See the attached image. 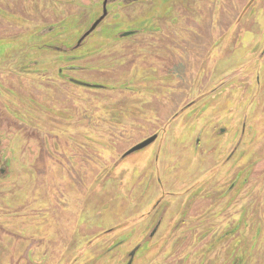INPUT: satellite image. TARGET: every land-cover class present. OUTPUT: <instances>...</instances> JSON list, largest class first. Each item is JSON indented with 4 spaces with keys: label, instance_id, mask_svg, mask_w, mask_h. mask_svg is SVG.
Returning <instances> with one entry per match:
<instances>
[{
    "label": "rangeland",
    "instance_id": "obj_1",
    "mask_svg": "<svg viewBox=\"0 0 264 264\" xmlns=\"http://www.w3.org/2000/svg\"><path fill=\"white\" fill-rule=\"evenodd\" d=\"M1 5L0 264H126L136 246L132 264H232L247 247L246 264H264V236H249L258 226L264 233V160L254 161L249 183L231 201L220 198L211 209L209 190L194 200L188 188L196 171L192 140L212 133L215 109L201 116L204 125L185 115L182 129L178 115L204 102L203 89L216 83V109L232 110L228 124L243 114L249 122L253 112L256 130L264 125V111L251 106L254 100L264 106V89L254 88L248 99L242 94L253 76L264 82V0L122 7L103 27L131 23L140 33L107 43L102 32L98 42L70 50L88 54L73 61L83 67L73 75L90 87L57 77L69 46L57 47L78 36L98 8L58 0ZM49 25L55 48L48 50L37 38ZM154 134L155 142L124 156ZM259 134L249 140L253 151L264 149ZM239 136L236 130L233 140Z\"/></svg>",
    "mask_w": 264,
    "mask_h": 264
},
{
    "label": "flooded vegetation",
    "instance_id": "obj_2",
    "mask_svg": "<svg viewBox=\"0 0 264 264\" xmlns=\"http://www.w3.org/2000/svg\"><path fill=\"white\" fill-rule=\"evenodd\" d=\"M58 1H60L61 3H66V4H72L73 2L74 3L75 2H83V3L87 2L88 4H91L90 6L98 8L96 13L98 11L99 13L94 15L93 19L90 22H88V25L78 34V36H73L71 33L70 37H64L63 39H60L63 41L61 42V45L57 47V49H60L61 47H64V46H69V47L64 48L65 51H67L66 52L67 54L63 57L64 60L62 59V57L56 56L57 59L68 62L67 64H64L63 67H60L58 69V71L56 72L57 77L61 78L62 81L65 82L68 86L76 84L80 86L90 87V85H94V84H89L87 82H84L82 79L76 78L73 75L74 71L83 69V67L73 64V61L78 60L79 58L83 59L88 54L70 55L69 54L70 50L73 51L74 47L79 48L81 46L87 45L86 44L87 41H97L98 42L99 40L98 36L102 32H105L104 34L105 37L101 40V42H107V43H112L113 40H122L126 37L131 38L132 35H136L140 33V31L142 30L140 28H129V27H133V26H130L131 23L127 24V26L124 29H120L118 27L119 22L117 21L115 22L111 21L105 27H103V24L105 23V20L109 15L113 14L114 17H118L119 9H121L122 7H130L139 1H145V0H58ZM152 1L154 2V0ZM3 2L4 0L0 1V9L2 11H5L4 8L6 7L1 5L3 4ZM4 13L6 15H11L13 17L17 16V18L20 16L19 14L17 15L15 13L10 14L8 11ZM99 19L101 20L98 23H96ZM50 26L51 25L45 26L44 28L40 29L38 32H40L42 35L37 38V40L39 41H41V39L46 40L44 42V45L48 50L55 48V46H53V43H55L54 38L50 40V38L48 37L49 34H53L54 32L53 29H55V27L53 28L52 26L51 27ZM246 30L247 28L244 29V32H246ZM107 32H109L110 34H108ZM260 54L261 55L264 54V49L261 51ZM53 57L55 56L53 55ZM35 62H37V60ZM250 73L252 72L250 71ZM262 80H263L262 77L256 76L255 78L253 76L251 81L248 80L244 82L245 86H244V89L242 90V94L244 93V97L246 99L251 97V92L254 88L260 87L264 89V84H262L264 82ZM233 88L234 87H232V89H226L225 91L233 90ZM219 89L220 87L217 86L216 83L208 86L207 88H204L202 95H200V98L198 99V101L201 99L205 100L204 102L201 100L202 101L201 104L193 108L190 107L189 105L186 107L184 106L183 108H181V111L178 113V115L182 114L181 115V118H182L181 119V129H182L185 126V122L183 121V118L185 117V115H188L190 113L189 116H191L196 122L200 123L201 125H204L209 122L206 120L202 121L204 117L201 118V116L203 114H211L212 110L215 109L212 114L214 116L211 119V122L213 123L212 133L209 135H203V136L195 135V139L192 140L193 141L192 143L193 153L192 154L194 156L191 153L190 155L193 158L196 157L195 161L192 160L194 161V164L196 165L195 166L196 171L194 173L195 181L193 179L190 187L188 188V191L193 190V197L191 198H193L194 200H195V196L198 193L209 190L208 196L210 198L212 197V199L210 200V202H212L211 209H215L216 206L221 204L220 198H223V197L226 198V197L231 196L229 199L231 201V198L233 197L232 196L233 193L239 192L246 186L247 183H249L251 174L252 173L254 174L253 172L254 168L256 169V166H254L255 164L254 161H258L257 159H260V158L262 159V161L264 160L263 158L264 149L263 148L262 149L259 148L258 150L253 151L248 146L251 136L253 134L256 135L257 131L259 132V130H260L259 135L261 137L262 135L261 133L264 132V125H260L259 123H256V124H259V128L256 130L253 112H251V114L249 115V118H250L249 122L246 120L245 114H243L242 118H239V119L237 118L235 119L236 121L234 123L228 124L227 119H228V116L232 114V110L231 112H226L225 109L224 110L216 109V106H219L218 92H217V90ZM239 98H241V96ZM260 103H261L260 101L254 100L251 105V106L256 105L257 110H255L254 112L257 114H258V111H264V106ZM247 104L249 105L248 101H247ZM197 110H198V114H196ZM221 111H223V113ZM261 118H264V117H261ZM198 130L204 132L205 128H202L200 126ZM236 130H239V135L242 136V139L240 141H239L240 136L236 140H233V136L235 135ZM204 137L205 139L203 140ZM203 141H205V143L206 142L210 143L211 141L208 150L202 147ZM263 141H264V138H263ZM2 157L3 156L0 151V172H4V170H6L5 165L3 164L4 160L1 159ZM257 163H259V161ZM243 171L247 172L248 175L241 176V173ZM263 180H264V176L262 177V181ZM218 183L221 184V186H219ZM221 188H222V191H221ZM183 189L184 191H187L186 188H183ZM244 196H247V192L244 195H242V197ZM260 196H264V190L261 192ZM235 200L236 199H234L233 201ZM191 201L193 200L191 199ZM158 204L159 202L155 204L156 209H157ZM162 204L163 203L161 202V206ZM225 204L221 207V211L222 210L225 211L228 209L225 206ZM241 206H242L241 210L245 208L246 209L245 213H247L248 209L247 207H245V203H242ZM263 208L264 207H262V209ZM184 215H185V211H184V207H182L181 217H183ZM160 222L161 220L158 219L157 224L152 230L151 234H153L155 231L158 230L157 227L159 226ZM239 222L242 225L244 220L240 218ZM214 231L215 229L212 228L210 232L213 233ZM229 234H230V231H229ZM249 236H251L252 238L263 237L264 233H263L262 226L256 227L254 229V232H252V234H250ZM258 241L260 240L258 239ZM247 248L245 250L242 248L240 249L238 253H236L237 257L236 259H233L234 261L232 264H240L241 261L245 264L247 263V260H246L247 258H246V253H245ZM251 248H252V245H251ZM261 248H263V245H261ZM137 249H138V246H136L130 251L129 253L130 256L126 264L133 263V259L137 252ZM261 251L262 249H260L259 254L261 253ZM130 261L131 263H129Z\"/></svg>",
    "mask_w": 264,
    "mask_h": 264
},
{
    "label": "water",
    "instance_id": "obj_3",
    "mask_svg": "<svg viewBox=\"0 0 264 264\" xmlns=\"http://www.w3.org/2000/svg\"><path fill=\"white\" fill-rule=\"evenodd\" d=\"M102 19V18H101ZM101 19H99L96 23H98ZM87 84V83H85ZM157 137V135H154L144 141H142L141 143H138L137 145L133 146L128 153H126L124 156H127L135 151H138V150H141L143 148H145L146 146L150 145L154 140L155 138ZM132 261V259H131ZM131 261L129 263H131Z\"/></svg>",
    "mask_w": 264,
    "mask_h": 264
}]
</instances>
